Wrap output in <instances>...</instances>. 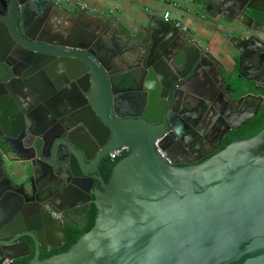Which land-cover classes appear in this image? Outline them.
Masks as SVG:
<instances>
[{
  "label": "water",
  "instance_id": "obj_1",
  "mask_svg": "<svg viewBox=\"0 0 264 264\" xmlns=\"http://www.w3.org/2000/svg\"><path fill=\"white\" fill-rule=\"evenodd\" d=\"M81 12L68 11L56 0H0V97L12 92V80L3 73L18 62L43 109L26 113L22 132V113L19 120L16 115L7 120L12 111L0 116V236H12L0 241V262L8 257L12 264L31 254L30 242L18 241L27 236L35 249L26 264H264V129L202 162L180 165L185 161L178 156L181 128L163 116L186 90L183 83L200 70L220 83L228 102L253 97L251 87L234 80L223 51L212 52L157 14H148L136 31L124 32L114 19L95 16L98 21L91 24L55 32L64 15L82 17ZM226 16L233 47L241 60H249L240 62L244 72L239 74L264 86V22L253 27L240 15ZM157 33L184 41L168 60ZM249 50L256 57L246 55ZM32 72L42 74L50 88L29 78ZM53 84L73 88L75 94L62 93L64 102L85 105V116L97 130L91 132L103 147L95 160L86 143L69 135L63 148L54 144L52 120L59 116L51 105ZM244 122L232 123L225 133ZM158 140L172 163L157 150ZM122 146L129 149L113 157L120 159L106 181L99 174L101 158ZM57 176H66V182L79 177L83 189H55L50 178ZM90 202L96 207L91 229L68 250L41 258V250L66 240L64 211Z\"/></svg>",
  "mask_w": 264,
  "mask_h": 264
},
{
  "label": "flooded vegetation",
  "instance_id": "obj_2",
  "mask_svg": "<svg viewBox=\"0 0 264 264\" xmlns=\"http://www.w3.org/2000/svg\"><path fill=\"white\" fill-rule=\"evenodd\" d=\"M184 1H187L188 4H185ZM56 2H60L58 4L64 6L61 1L56 0ZM176 5L177 6H174V8L184 13H212L214 15L220 13L219 15L223 16L224 20L228 19L226 16L227 14L232 15L233 17L240 15L245 23L253 27L256 21L264 22V0H180ZM249 19H253V21H250ZM92 21L93 18H87L83 13L82 17H78L77 15L68 17L64 15L62 17V22L56 23V25L59 26L55 32L65 33L66 29H76L82 22L91 24ZM179 23L180 29L186 34V36L191 39H197L194 34L191 33L188 25L182 24L181 22ZM92 26L95 27L94 25ZM184 27H186V29H184ZM48 28V25H45V29L48 30ZM118 34L119 33L115 35L113 33L114 37L120 39V35L118 36ZM155 39L161 50V54H165L163 55L164 60H168L167 58L170 57V54L172 52L174 54V52L177 51L176 48H180L184 43V41L168 40L166 36L160 35L159 33L155 35ZM189 49H193V46H190ZM252 54L256 57L254 51H246V55L249 56ZM240 56L241 54L238 53L239 66L236 70L237 75L234 70V80L239 84L249 85L251 87L250 91L254 95L253 97H245L235 103L228 102L229 100H227L226 95H224V93L218 88L220 83L211 80V76L207 72L200 70L194 78L183 83L186 86V90H180L175 101L166 107V112H164L163 116L166 115L168 121H172L171 119L175 120L177 123L176 128H181V137L179 138H182L180 144L183 146V150L178 156L185 161H182L180 165L202 162L235 140L253 137L264 129V86L258 85L255 81L247 80L239 74V70H241L242 73L244 72V67L243 65H240V62L242 61L244 64L249 61L246 60L245 57L241 60ZM18 65V62L11 65L12 73L10 71L5 72L1 68V70L4 71V76L6 75L9 80H12L13 90L8 95L0 97V116L3 115L5 117L6 112L12 111V113L6 117L7 120L11 121V119H14V115H16L17 120H19L20 114L22 113V115H24V121L20 124L22 132L28 125V120L25 118L26 113L33 112L37 115L38 113H42L43 109L37 95L30 91L29 86H27V83L23 80V73L27 70L25 68L20 69ZM185 65L188 67L189 64L187 61ZM14 69L21 70L22 76L13 75ZM41 76L42 74H38V72H32L28 77L37 78L42 82L44 87L49 89L51 85L50 82H44ZM215 80L218 81L219 79L216 78ZM53 85L56 87V90L51 94V105L53 112L59 116V118L53 117L52 120V134L57 136L54 140V144L57 148H59V146L63 148L65 146V141H67L64 135H69L79 142L86 143L90 148L89 153L91 160H95L101 153L103 147L91 132V130H97L90 118L85 116V105L77 107L80 100H77L76 103L72 105L64 102L62 93L75 94L73 88ZM130 111L135 114L141 113L135 109ZM251 114V118H247ZM141 115L142 114H140V116ZM230 120H234V122H230ZM241 122H244V124L239 128L232 127L227 133H225L232 123ZM261 151L264 152V146ZM73 153L75 158L79 157V151L74 147ZM77 162L79 166H81L80 159L77 160ZM112 167L113 159H111L109 153L101 158L98 165L100 171L99 174L106 181L109 179ZM64 177L66 176L50 178L55 184H57L55 189L61 188L62 191H70L71 188L83 189L80 185L81 180L79 177L70 176L68 182L63 180ZM89 181L90 180H87V182ZM84 184L85 183H82V185ZM96 184L97 181L95 182V185ZM56 203L64 204V202L61 201H57ZM50 206L53 207V205ZM93 209L95 212V222L96 207L92 202L64 211L63 224L66 240L61 246L48 250H41L40 257L46 258L55 253H59L57 250L62 248L68 242L69 231H67V227L69 226V223L88 225ZM51 212L56 213L55 210H51ZM4 232L6 231L4 230ZM58 237V241L62 239V236L58 235ZM11 239L12 236H0V241L9 242ZM18 241H29L32 252L29 255L14 260L12 264H26L34 254V243L32 239L27 236L21 237ZM52 242L56 243L57 240H53Z\"/></svg>",
  "mask_w": 264,
  "mask_h": 264
},
{
  "label": "crops",
  "instance_id": "obj_3",
  "mask_svg": "<svg viewBox=\"0 0 264 264\" xmlns=\"http://www.w3.org/2000/svg\"><path fill=\"white\" fill-rule=\"evenodd\" d=\"M64 7L73 13L82 11L87 18L96 21L98 18L114 19L120 28L125 31H136L141 23L147 20L148 14H157L164 17L170 13V20L174 23L181 22L189 26L194 36L206 44L208 48L219 53L223 51L224 62L235 70L238 69V51L230 41L233 33L231 27L226 25L223 16L216 14L215 17L203 13H184L174 8L180 0H58ZM60 3V2H58ZM188 4L187 1H184ZM174 9L179 13H174ZM223 22L225 24H223Z\"/></svg>",
  "mask_w": 264,
  "mask_h": 264
},
{
  "label": "trees",
  "instance_id": "obj_4",
  "mask_svg": "<svg viewBox=\"0 0 264 264\" xmlns=\"http://www.w3.org/2000/svg\"><path fill=\"white\" fill-rule=\"evenodd\" d=\"M263 127V126H262ZM261 127V128H262ZM256 132V131H254ZM118 159H114L113 160V165L116 163ZM94 209L93 212L91 213L92 216L90 217V222L88 223V225H84V224H73V223H69V226L67 227V231H69L68 233V242L59 250H57V252H63L68 250L78 239L79 237L84 234L85 232H87L89 229H91V227L94 225Z\"/></svg>",
  "mask_w": 264,
  "mask_h": 264
},
{
  "label": "built area",
  "instance_id": "obj_5",
  "mask_svg": "<svg viewBox=\"0 0 264 264\" xmlns=\"http://www.w3.org/2000/svg\"><path fill=\"white\" fill-rule=\"evenodd\" d=\"M164 18L166 20H169L170 19V13L169 12H166L165 15H164ZM175 24L178 25V26H180V23L179 22L178 23L176 22ZM184 29H186V27H184ZM156 147H157V150L162 154V156H164L170 163H172L171 158L168 156L167 152L160 147L159 140L156 141ZM125 149L128 150L129 149L128 146H122V147L114 150L113 152H111L110 153L111 159H113V157L115 155H117L118 153H120L121 151H123ZM54 215L56 217H59L58 213H54ZM11 260H13V259L6 257V258L2 259V261L0 262V264H9V262Z\"/></svg>",
  "mask_w": 264,
  "mask_h": 264
},
{
  "label": "rangeland",
  "instance_id": "obj_6",
  "mask_svg": "<svg viewBox=\"0 0 264 264\" xmlns=\"http://www.w3.org/2000/svg\"><path fill=\"white\" fill-rule=\"evenodd\" d=\"M174 13H179V12L174 9Z\"/></svg>",
  "mask_w": 264,
  "mask_h": 264
}]
</instances>
